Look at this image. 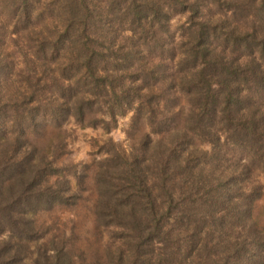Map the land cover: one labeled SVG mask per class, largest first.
Returning a JSON list of instances; mask_svg holds the SVG:
<instances>
[{
    "label": "trees",
    "instance_id": "1",
    "mask_svg": "<svg viewBox=\"0 0 264 264\" xmlns=\"http://www.w3.org/2000/svg\"><path fill=\"white\" fill-rule=\"evenodd\" d=\"M0 264H264V0H0Z\"/></svg>",
    "mask_w": 264,
    "mask_h": 264
},
{
    "label": "rangeland",
    "instance_id": "2",
    "mask_svg": "<svg viewBox=\"0 0 264 264\" xmlns=\"http://www.w3.org/2000/svg\"><path fill=\"white\" fill-rule=\"evenodd\" d=\"M129 125V114L121 119H119L117 126L111 130L109 136L115 141L119 142L126 146L127 144V129ZM75 128V127H74ZM106 136V135H105ZM104 135H102L101 129H91V128H85V129H79L75 128L71 136L69 138V155L65 157L66 160L72 161V162H78V161H87L91 158H95L98 155V146L96 143V139H102L105 138ZM82 215L83 212H79ZM89 222V221H88ZM86 222V224H88Z\"/></svg>",
    "mask_w": 264,
    "mask_h": 264
}]
</instances>
